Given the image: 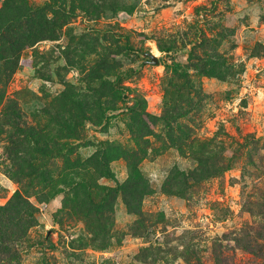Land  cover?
Wrapping results in <instances>:
<instances>
[{"label": "rangeland", "instance_id": "1", "mask_svg": "<svg viewBox=\"0 0 264 264\" xmlns=\"http://www.w3.org/2000/svg\"><path fill=\"white\" fill-rule=\"evenodd\" d=\"M15 1L0 205L36 211L12 264H264V0Z\"/></svg>", "mask_w": 264, "mask_h": 264}, {"label": "trees", "instance_id": "2", "mask_svg": "<svg viewBox=\"0 0 264 264\" xmlns=\"http://www.w3.org/2000/svg\"><path fill=\"white\" fill-rule=\"evenodd\" d=\"M52 2L55 3L56 1L52 0ZM49 6L51 5L49 4ZM2 7L3 11H0L1 34L5 29L10 30L11 27L17 23H20L21 21L24 22L26 20V23H28V20L30 21L32 19L29 9H25V6H23L22 3L17 4L15 0H10L4 3ZM73 10L74 9L72 8L71 13ZM166 49L168 50V48ZM202 74L221 78L220 75L211 71H207L206 73ZM111 86L115 91H123L119 86L116 87L115 83H112ZM26 133L34 140L36 152L40 154H48L51 151V146L47 143V140L40 138L38 141V139L34 137L35 135L32 130H28ZM41 141H44L42 146L38 145V143ZM102 158L101 166L105 172L104 174L105 176L110 177L112 173L108 168V158H106V155ZM136 164V162L132 163L130 176L124 183V188L130 187L133 189L131 193V196H133L132 198L149 193V189H146L147 183L142 178V175L140 174ZM216 172H218V169L211 166L203 170H195L194 172L189 173L187 177L191 178L192 181L195 182L207 176L216 175ZM177 181L178 182L176 185H173L174 189H184L182 188L183 186H180L181 183L184 185L187 184V178L184 176V174L183 179H178ZM131 184L137 188H134ZM138 187H141V189ZM35 211L36 207L26 199L22 198L19 192H15L8 202H6L4 205H0V260L4 261V264H12L14 260L18 259L19 250L17 249L16 244L18 240H20L23 235H25L26 228L31 226L30 223H33ZM134 212L137 211L134 209ZM53 223L59 225V221L55 217H53Z\"/></svg>", "mask_w": 264, "mask_h": 264}, {"label": "water", "instance_id": "3", "mask_svg": "<svg viewBox=\"0 0 264 264\" xmlns=\"http://www.w3.org/2000/svg\"><path fill=\"white\" fill-rule=\"evenodd\" d=\"M151 62L156 64V63H158V60H157V58L155 56H152Z\"/></svg>", "mask_w": 264, "mask_h": 264}]
</instances>
